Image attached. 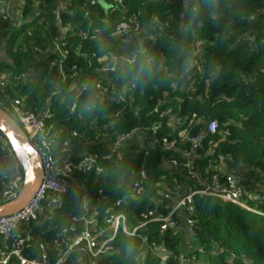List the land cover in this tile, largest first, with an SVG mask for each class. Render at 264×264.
Masks as SVG:
<instances>
[{
    "label": "trees",
    "instance_id": "trees-1",
    "mask_svg": "<svg viewBox=\"0 0 264 264\" xmlns=\"http://www.w3.org/2000/svg\"><path fill=\"white\" fill-rule=\"evenodd\" d=\"M23 1L19 27L8 29L7 22L0 23V35L7 41L0 66L13 77L29 74L0 91V107L10 108L5 94L13 92L21 109L47 112V124H52L48 142L56 161L76 162L72 146L80 142L85 144L83 153L96 157L90 169L74 171L67 192L46 196L36 219L20 223L10 234L0 233V251L8 252L13 238L29 236L24 255L42 258L45 252L46 258L57 259L63 251L47 245L56 229L67 225L72 215L84 213L94 214L106 233L111 221L105 209L118 200L116 210L126 214L130 229L149 219L139 216L142 211L168 214L187 189L199 186L189 173L170 170L167 163L170 158L189 159L193 137L201 146L190 157L191 165L203 179L223 183L227 174L249 166L264 184V0ZM154 19L161 29L143 44L139 37ZM260 19L263 23L256 26ZM123 20L141 26L134 44L126 48L112 33ZM19 35L21 43L15 48ZM122 56L134 61L120 60ZM191 60L196 61L192 66ZM36 67L40 73L33 72ZM84 84L79 95L78 87ZM55 118L62 119L60 129ZM209 121L216 122L214 133L207 130ZM132 130L135 135L123 144L137 141L135 151L104 155L107 144ZM66 149L73 152L63 154ZM235 179L253 192V198L244 196L246 203L264 213V192L245 178ZM2 182L0 174V192ZM83 199L89 206L85 210ZM219 200L225 201L196 193L193 210L174 213L173 226L151 221L134 235L118 232L100 262L264 264V215L225 201L250 214L238 216L219 207ZM5 201L0 199V204ZM81 230L78 223L75 232ZM183 237L193 242L192 251H182ZM148 242L166 249V258L147 253L138 260ZM77 256L88 264L83 250L71 253L63 264ZM9 264L18 260L12 257Z\"/></svg>",
    "mask_w": 264,
    "mask_h": 264
},
{
    "label": "built area",
    "instance_id": "built-area-1",
    "mask_svg": "<svg viewBox=\"0 0 264 264\" xmlns=\"http://www.w3.org/2000/svg\"><path fill=\"white\" fill-rule=\"evenodd\" d=\"M12 1L14 0H0V23H9L8 21L11 18L10 6ZM140 28L141 26L139 23H136L133 20H123L116 23L112 33L126 48L134 44L135 34L140 32ZM160 29L161 28L158 27L157 33H159ZM19 39H21L20 35L13 41V47L16 48L19 43ZM3 40L4 36L0 35V53L3 49ZM198 44L199 43L197 42L194 55H196L198 52ZM37 51L39 52L40 50L38 49ZM38 54H42V52H39ZM131 55H133L132 52ZM127 57L128 56H122L120 60H127L128 62L134 61L133 57ZM195 62V60H191L189 62L190 66H192ZM53 64H55V61L50 62V65ZM28 74L29 73L21 72L13 77V74L9 69L1 70L0 68V91L4 90L7 85H12L13 83L23 81ZM205 84L208 87L207 80H205ZM85 87L86 84L79 85V95L82 93ZM12 95L13 96H9L8 93L5 94V98L8 99L10 108L4 110L9 112L11 116L20 124L27 134V137L31 142V146L41 157L43 178L37 190L34 192L33 196L30 198L25 207L14 214L0 217V233L6 235L15 231L20 223L29 222L36 219L37 213L41 209V204L46 196L48 194L67 192L70 187L69 178L74 173V171L76 169H90L96 157L95 154L83 153L78 157L76 162L69 158H63L60 161H56L51 154V147L48 142L49 129L52 128V124H47L46 121L47 118L50 117L49 114H47V112L35 114L33 112L21 109L20 99H18L13 92ZM72 109H74V107H72ZM207 130L209 133H214L216 130V122L209 121L207 123ZM135 133L136 130H132L125 136H119L113 144H107L104 155L108 157L109 153L113 151H117L119 154L120 145L127 141L128 138L134 136ZM224 133L226 134L227 131ZM199 141L200 139L198 137L192 138L193 145L186 153L187 158H190L192 156L191 154H194L195 150L201 146ZM146 153L148 152L146 151ZM0 157L8 159L11 158L14 162V170L10 174L4 175L2 177L3 188L0 192V199L8 201L14 198L21 189L23 183V171L17 159L15 158L14 152L11 149L8 141L1 133ZM218 170L221 169L218 168ZM99 171L102 172V170ZM188 173L197 181V184L199 185L198 187L201 186L202 188L196 187L194 189H187V191L182 196H180L170 212L166 215H162L161 213L152 210H148L147 212L142 211L139 213V216L149 219L136 224L132 229H130L128 227L129 223L126 214L116 210V207H119L121 204V200H118L113 204V206L106 208V214L111 221L108 232L104 233L97 226V219L94 214L91 217H87V215L84 213L81 215L74 214L71 216L69 223L61 228L56 229L53 233V236L50 238V245L54 248H60L63 251L57 259L46 257H28L24 255L22 250L29 241V236H26L24 238H13L9 244L10 249L8 252L0 251V264H9L12 257H15L19 264H63L67 260H64V258L69 257L71 253L77 250H83L87 254L89 258L88 264H102L100 259L103 258L111 249L110 243L118 232L123 231L127 235L131 236L134 235V233H136L140 227L145 226L146 223L151 221L160 222L163 228L169 227L175 223L173 220L174 213L184 208H187L190 211L193 210V196L196 193L215 195L225 201L232 202L241 206L242 208L250 210L251 212L264 215V213L260 212L255 206L248 205V203H246L244 196L248 195L250 198H253V192H249L241 187L234 175L231 173L226 175V181L223 183H220L216 179H214L212 182H205L204 179L201 178L200 174L195 172L193 168L189 170ZM142 177H145L144 173H142ZM214 178L217 177L214 176ZM140 182L141 181L135 184L138 191L141 189V186L139 185ZM186 222L189 223V225L191 224L192 219L190 216L186 217ZM78 223L82 224V230L79 233H76L75 230ZM188 230L191 231V228L188 227ZM62 247L64 249H62ZM163 250L166 251L164 248ZM163 259H165V257ZM68 264H85V261L82 256H77L76 259H73V261Z\"/></svg>",
    "mask_w": 264,
    "mask_h": 264
},
{
    "label": "water",
    "instance_id": "water-1",
    "mask_svg": "<svg viewBox=\"0 0 264 264\" xmlns=\"http://www.w3.org/2000/svg\"><path fill=\"white\" fill-rule=\"evenodd\" d=\"M109 65L111 66L112 62ZM0 133L8 141L23 171V183L17 195L0 204L1 217L14 214L27 205L43 178V168L41 157L31 146L23 128L9 112L1 107ZM66 259L67 257L64 258Z\"/></svg>",
    "mask_w": 264,
    "mask_h": 264
},
{
    "label": "rangeland",
    "instance_id": "rangeland-1",
    "mask_svg": "<svg viewBox=\"0 0 264 264\" xmlns=\"http://www.w3.org/2000/svg\"><path fill=\"white\" fill-rule=\"evenodd\" d=\"M16 1V2H15ZM14 4H18V0H14V1H12V6H10V8L11 7H13L14 6ZM38 21H41V19H39ZM261 23H263V20H258V22L256 23V26H259ZM17 27H19V25H16L15 26V28H17ZM160 28V24H159V22L157 21V20H152L149 24H147L146 26H145V28H144V33L142 32V35L139 37V40H140V42L141 43H143V44H148V42H147V40H146V38L147 37H152V36H154L156 33H157V31H156V28ZM14 28V29H15ZM21 43V39H19V43H18V45ZM18 47V46H17ZM16 47V48H17ZM38 58L40 59L41 58V60H42V58H44L43 57V55H41V54H38ZM0 68H2V66H0ZM105 68L106 67H103V70H105ZM107 69V68H106ZM33 72L34 73H40V68L39 67H36L34 70H33ZM189 75H190V77H193L195 74H194V72L193 71H190L189 72ZM166 93V92H165ZM179 120H181V119H178L177 121H179ZM53 123L54 124H56V127H59V129L61 128V126L60 125H62V119L61 118H55V119H53ZM172 124H175L173 121L171 122ZM156 140V139H155ZM136 142V141H135ZM84 143L83 142H80V143H78V144H75V146L73 145L72 146V148H73V150H75V152H74V156L75 157H79L81 154H83V151H84V149H85V147H84ZM124 145V144H123ZM123 145L121 144V148H123ZM136 147H138V145H135ZM76 148V149H75ZM73 150H70V149H68V152H70V151H72L73 152ZM191 155H194V154H191ZM7 161H9V162H11L12 161V159L11 158H9ZM167 163H170L171 165L169 166V168L168 169H170V170H176V171H178V172H180V173H187L188 174V171L189 170H191L192 168H193V166L194 165H191V158H189V159H186V160H184L183 162L182 161H179L178 159H174V158H170L169 160H168V162ZM3 165H6V163H3ZM5 167V166H4ZM195 167V166H194ZM215 167H217V166H215ZM235 177H237V178H239V179H244L245 178V180H246V182H250V184H252V185H254L256 188H257V190H258V187H259V191H262V192H264V184L261 182V181H259V180H257V176H256V174L254 173V174H252V172H251V168L249 167V166H244V167H242L241 168V171H240V173H237V172H233L232 173ZM164 176V175H163ZM202 178V177H201ZM203 179V178H202ZM204 181L205 182H207V180L206 179H204ZM3 183V182H2ZM2 186H3V184H2ZM198 188H202L201 186L200 187H198ZM246 190V189H245ZM163 195H164V192H163ZM177 201V200H176ZM176 201H175V203H176ZM175 203L173 204V206L175 205ZM81 205H82V207H83V209L85 210L86 209V207H89L88 206V203H87V200H85V199H83L82 200V203H81ZM218 206L219 207H225V208H227V209H232L233 210V212L235 213V214H237L238 216H243V217H248V218H250V214H248V213H245L243 210H241L240 208H237V207H235V206H233V205H231L230 203H228V202H225V201H222V200H219V202H218ZM194 207V206H193ZM106 210V209H105ZM188 210V209H187ZM156 212V211H155ZM248 214V215H247ZM91 216H93V215H90V214H87V217H91ZM171 226H173V225H171ZM183 243H182V251L183 252H189V251H192L193 250V248H194V245H193V242H191V241H187V239L185 238V237H183ZM47 245L48 246H50V241H48V243H47ZM141 254L139 255V257H137V259L138 260H143V258L146 256V254L148 253V254H151L152 256H156V255H158V254H160L161 255V257L162 258H166V256H165V251L163 250V249H161V248H159L158 246H156V245H151L149 242L147 243V244H144L142 247H141ZM166 250V249H165ZM163 251V252H162ZM193 263L194 264H197V260L195 259V260H193Z\"/></svg>",
    "mask_w": 264,
    "mask_h": 264
},
{
    "label": "crops",
    "instance_id": "crops-1",
    "mask_svg": "<svg viewBox=\"0 0 264 264\" xmlns=\"http://www.w3.org/2000/svg\"><path fill=\"white\" fill-rule=\"evenodd\" d=\"M22 3H24L23 0H21V1L18 0V4H14V6L11 7V18L8 21L9 22L8 23V29L9 28H13V27L15 28L16 25H20L22 23V18H21L22 11H23V8L21 6ZM11 6H12V2H11ZM157 29L158 28H156V31H157ZM4 42L6 43V40H3V49H2V51L0 53V61H3V60L6 59V53H5L6 44ZM110 62H112V64H113L112 59L110 60ZM135 145H138L137 141L136 142L132 141L130 143L124 144L123 148L119 147V150L120 151H125V152H133V151H135L137 149V147ZM67 150L68 149L64 150L63 154H65V152H68ZM7 160H8V158L0 157V174H1L2 177L4 175L10 174L14 170V162L13 161L9 162ZM3 163H6V165H3ZM43 253H44L43 257H45L46 254H45V252H43ZM18 264H19V262H18Z\"/></svg>",
    "mask_w": 264,
    "mask_h": 264
}]
</instances>
